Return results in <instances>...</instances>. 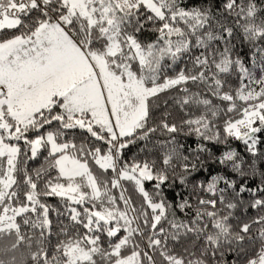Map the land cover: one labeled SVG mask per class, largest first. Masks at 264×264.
Wrapping results in <instances>:
<instances>
[{"label":"snow or ice","instance_id":"snow-or-ice-1","mask_svg":"<svg viewBox=\"0 0 264 264\" xmlns=\"http://www.w3.org/2000/svg\"><path fill=\"white\" fill-rule=\"evenodd\" d=\"M0 264H264V0H0Z\"/></svg>","mask_w":264,"mask_h":264}]
</instances>
